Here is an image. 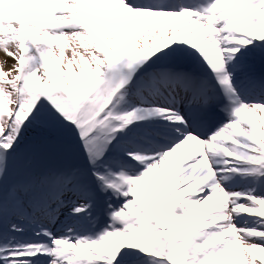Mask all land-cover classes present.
Wrapping results in <instances>:
<instances>
[{
	"label": "snow or ice",
	"instance_id": "1",
	"mask_svg": "<svg viewBox=\"0 0 264 264\" xmlns=\"http://www.w3.org/2000/svg\"><path fill=\"white\" fill-rule=\"evenodd\" d=\"M0 51V264H264V0H0Z\"/></svg>",
	"mask_w": 264,
	"mask_h": 264
},
{
	"label": "bare ground",
	"instance_id": "2",
	"mask_svg": "<svg viewBox=\"0 0 264 264\" xmlns=\"http://www.w3.org/2000/svg\"><path fill=\"white\" fill-rule=\"evenodd\" d=\"M14 61L12 59H7V56L0 52V64L4 66V70L8 71L9 68L13 65ZM191 146H186L184 149V152H187L190 150Z\"/></svg>",
	"mask_w": 264,
	"mask_h": 264
},
{
	"label": "rangeland",
	"instance_id": "3",
	"mask_svg": "<svg viewBox=\"0 0 264 264\" xmlns=\"http://www.w3.org/2000/svg\"><path fill=\"white\" fill-rule=\"evenodd\" d=\"M0 52L3 53V51H0ZM70 54H71L70 51H66V55L70 56ZM7 59H11V58L7 57Z\"/></svg>",
	"mask_w": 264,
	"mask_h": 264
}]
</instances>
